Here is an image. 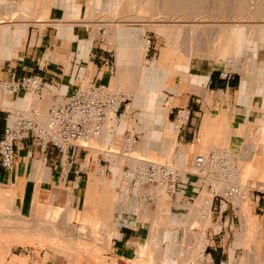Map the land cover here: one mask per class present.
Returning a JSON list of instances; mask_svg holds the SVG:
<instances>
[{"label":"crops","instance_id":"obj_1","mask_svg":"<svg viewBox=\"0 0 264 264\" xmlns=\"http://www.w3.org/2000/svg\"><path fill=\"white\" fill-rule=\"evenodd\" d=\"M22 3L19 2V5ZM33 9L27 4L17 7V10L11 8L0 12V78L14 81L23 76L38 75L44 80V90L40 95L25 90L0 92V140L4 128L18 114L35 111L43 121L53 106L65 104L75 92L89 86L126 92L127 101L122 111L120 109L110 116L105 126V140H100V135L88 141L86 147H80L81 142H75L68 148L64 166L59 164L61 156L54 148L44 150L30 136L19 141L13 167L10 170L0 168V207L5 208L7 221L18 223L32 215L44 217L50 205L55 206L64 200L70 208L78 206L81 192L87 189L94 177L97 179V168L103 163L105 166L112 164V156L104 154L103 146L109 148L107 152L119 155L118 167L126 166L122 153L118 151L123 149L119 138L121 134L128 135L129 131L134 138H138L137 158L159 160L184 172L176 191L186 198L200 188L199 181L188 172L196 156L206 157L213 153L210 151L214 147L224 146L236 151L238 161L250 158L258 165L259 157H264L255 151V144L259 142L258 137L264 127V66L257 67L255 60L244 63L239 69L243 70V74L235 76L228 87L218 79L217 72L222 68V62L215 63V57L188 61L180 55L174 57L164 52L148 71H144L140 65L147 48L144 45L142 54H139L137 47L130 45V41L137 38L135 32L117 31L112 36L114 46L108 43L107 38H97V31L91 28L92 21L84 18L85 13L90 14L82 8L79 0H35ZM23 11L29 15L22 14ZM18 14L24 18L15 19ZM109 66L115 68L113 75L108 73ZM138 70L145 73L144 78L138 77ZM220 88H224L223 94L219 93ZM128 105L130 107L127 108ZM181 108H188L198 118L190 128L177 132L171 118L173 112ZM128 153L132 157L133 152ZM223 154L226 157V153ZM171 157L173 160L169 162ZM255 168L257 170L252 173H261L259 166ZM66 170L70 171L67 177ZM99 179L102 177L99 176ZM75 180H78L77 188L73 185ZM126 185L130 187L129 183ZM140 186L137 184V188ZM255 191L262 193L264 200V190ZM166 195L157 199L160 206L157 211L162 214L161 202L168 205L169 194ZM204 199V205L210 202L211 208L210 198L205 196ZM139 200L137 192L132 199L127 197L124 203L127 202L131 214L150 220L153 214L148 217L149 214H141L138 210ZM112 204L107 210L115 213L109 228L110 233L114 230L115 233L109 253L115 258L129 259L134 257L138 246L146 242L149 232L145 228L130 226L117 229L120 213L114 207L117 203ZM245 217L256 222L259 230L257 216L250 212ZM40 221L48 222L44 218ZM191 221V218L186 219L188 223ZM206 221L211 228L208 217ZM262 222L264 226V219ZM151 231L145 247L138 248V252L158 241L159 236ZM55 235L50 234L51 237H58ZM204 241L202 254L207 244L205 235ZM219 248L212 242L209 254L213 264H224L226 259L227 264H231V255L227 254L224 259ZM46 254L47 259L42 264H58L53 252Z\"/></svg>","mask_w":264,"mask_h":264},{"label":"rangeland","instance_id":"obj_2","mask_svg":"<svg viewBox=\"0 0 264 264\" xmlns=\"http://www.w3.org/2000/svg\"><path fill=\"white\" fill-rule=\"evenodd\" d=\"M9 1L29 2V0ZM79 1L82 8L88 10L87 13L90 14L88 16L85 13L84 18L86 21H92L91 28L97 31V38H107L108 43L114 46L112 34L115 28L119 32H135L137 38L130 41V45L134 44L139 54H142L143 46H147L146 41H150V48L146 47L145 59L140 65L144 71H148L151 64L162 57L164 52L174 57L180 55L188 61H202L215 57V63L227 60L231 61V64L235 63L236 60L231 55L217 57L219 50L214 44L228 40L232 41L240 51L238 59L240 64L255 60L254 64L257 67L264 66V0H184L185 3L188 2L183 7L179 6L183 0H114L115 7H112L115 4L113 0ZM25 12L23 11L22 14ZM22 18L24 16L20 14L15 16V19ZM236 31H242L243 34H236ZM254 36L259 37L254 42L250 41L255 47V53L250 56L245 52L242 56L244 45H249L246 40ZM230 68L234 77L243 74V70L235 69L233 66ZM262 69L264 70V67ZM137 74L139 78L145 77V73L142 74L139 70ZM197 118L190 110V116L183 128H190ZM171 120L174 126L176 111L173 112ZM127 133L128 135L121 134L119 138L122 140L123 149L118 151L122 153L123 158H125L123 155H129L125 145L129 143L126 141L127 138H134L131 131ZM135 139L131 155L137 159L138 138ZM258 140L255 151L261 156L264 155V127ZM174 146H177L176 143ZM102 148L105 155L112 156V164L105 166L103 163L97 168L96 172L99 175L96 176L97 179L94 177L87 189L81 192L78 206L70 208L66 206L64 200L56 203L55 206L50 205L44 217L32 215L18 223L7 221L4 217L5 208L0 207V264H42L47 259L46 253L49 251L53 252L55 259L58 258V264H166L168 261L169 264H198L196 257L199 236L202 233L207 243L202 256L205 260L208 258L211 260L203 264L214 262L209 254L212 242L220 246V255L224 256V259L227 258V254L231 255L232 261L229 262L231 264H264L262 222L264 200L261 198L263 194L255 191L264 190L262 184L264 157L262 159L259 157L258 165L250 158L235 161L236 151L224 146L214 147L210 152L221 157L226 153V164L208 168L204 176L192 175L199 181L200 188L190 193L187 198L180 191L168 193V205L162 208L164 210L162 214L157 211L159 206L157 199L163 193L167 196L166 191L161 189L163 192L160 193V189L146 185L137 188V183L129 177L132 167L123 165L118 167L119 155L107 152L109 148L107 149L106 146ZM136 159L133 160L136 162ZM144 160L165 164L159 160ZM170 166L178 169L177 166ZM256 166H259L258 171L261 173L257 171L252 173L257 170ZM188 172L193 173V167H190ZM99 176L102 179H99ZM126 183H129V188ZM233 185L237 189L242 188L247 191L251 213L260 221L259 230L256 222H251L242 212L244 200L224 195L225 188ZM137 192L140 199L137 204L138 210L141 214L152 216L150 220L138 214H131L127 202L124 203L127 197L132 199L133 194L137 195ZM147 195L153 199L146 201L144 196ZM205 196L211 200L208 216L211 228L205 227L207 224L203 202ZM114 202L117 203L114 205L116 211L120 213L119 221L116 223L117 229L120 226L145 228L149 232L148 239L152 229L154 235L159 236L155 245L142 248L139 253L137 249L145 247L148 242L146 239L145 244H141L135 250L134 257L131 256L129 259L115 258L109 253L111 239L115 233V230L110 233V219L115 213L108 212L107 209ZM146 205L149 208L147 210ZM43 218L48 222L40 221ZM188 218L193 221L186 222ZM36 219L37 221H34ZM67 223L72 226V230ZM52 233L58 237H51ZM183 252H186L183 256L179 255ZM223 263L227 264L228 260H224Z\"/></svg>","mask_w":264,"mask_h":264},{"label":"built area","instance_id":"obj_3","mask_svg":"<svg viewBox=\"0 0 264 264\" xmlns=\"http://www.w3.org/2000/svg\"><path fill=\"white\" fill-rule=\"evenodd\" d=\"M147 48L150 41L147 40ZM217 72L218 79L228 87L233 80L234 73L231 66L222 64ZM108 73L113 75L115 68L109 66ZM20 90L30 91L40 95L44 90V80L38 75L23 76L14 81L0 78V92L9 91L18 93ZM220 91L225 92L224 88ZM127 96L123 91H109L104 86H89L75 92L63 105H55L50 110L45 120L41 121L37 112L31 114H18L8 124L0 140V168L10 170L13 167V158L16 144L23 138L30 136L39 142L42 149L54 148L61 156L59 164L64 166L68 159V148L75 142H82L80 147H86V142L98 138L102 133L111 115L117 113L126 103ZM186 113L187 120L179 128L182 129L190 116L188 108L176 110V121L181 114ZM127 142H136L135 138H127ZM210 153L206 157L198 155L194 158L192 167L195 176H204L208 168L226 164L227 157ZM137 163L130 173V178L135 183H141L154 189L166 188L167 193L173 194L180 182L177 169L164 164L137 158ZM70 174L65 171V176ZM79 178V177H78ZM74 187H78L75 180ZM147 201L152 200L150 196H144Z\"/></svg>","mask_w":264,"mask_h":264},{"label":"bare ground","instance_id":"obj_4","mask_svg":"<svg viewBox=\"0 0 264 264\" xmlns=\"http://www.w3.org/2000/svg\"><path fill=\"white\" fill-rule=\"evenodd\" d=\"M42 2V1H41ZM113 2H114V0H113ZM116 2V1H115ZM114 2V3H115ZM120 2V1H119ZM180 2H182V1H180ZM188 2V1H187ZM186 2V3H187ZM185 2H184V0H183V3H180L179 4V6H185V4H186ZM24 4V5H23ZM28 4V7L31 9V10H34L33 8H34V5H35V0H29V2L28 1H24L21 5H19V3H17V2H12V1H9V0H0V10H2V12H5L6 10H10L11 8H16V10H17V7H23V6H26V5ZM113 4V3H112ZM120 4V3H119ZM118 4V5H119ZM115 5H116V3L114 4V5H112V7H115ZM120 6V5H119ZM29 13V12H28ZM0 18H2V17H0ZM222 30V29H221ZM117 28H115V30L113 31V34H112V36H115L116 35V33H117ZM218 32V31H217ZM242 31H236L235 33L236 34H240ZM248 32V31H247ZM222 33H223V31H222ZM250 33V32H249ZM219 34H221V31L219 30ZM241 34H243V33H241ZM259 39V37L257 38V36L255 37H253L252 39H248V40H246L247 41V43L249 42V45L247 44V46H245L244 45V49H243V52L241 53V55L243 56V54H245V52H247L250 56H252L255 52H254V50H255V47H253V45L251 44V40H252V42H254L255 40H258ZM245 41V40H244ZM115 42H116V40H115ZM217 42V41H216ZM215 42V43H216ZM244 43H246V42H244ZM243 43V44H244ZM147 44V43H146ZM190 44V43H189ZM215 46H216V48H217V50H219V57H224L225 55H231L236 61H235V63H232L231 64V61H229V60H227V61H224V62H222V64H224L225 66H233V67H235V69H241V68H243V65L242 64H240L239 63V61H238V59L240 58L239 57V54H240V51L238 50V48L237 47H235V45L233 44V42L232 41H230V40H228V41H226V42H220L219 41V43H217V44H214ZM214 46V47H215ZM147 47V46H146ZM145 47V48H146ZM253 47V48H252ZM217 53H218V51H217ZM247 54V55H248ZM240 55V56H241ZM247 55L245 56V57H247ZM191 56H192V54H191ZM178 62H179V60H178ZM220 94H223V92L222 91H220L219 92ZM186 120H187V115H186V113H183V114H181V116L178 118V120H177V122H175V129L177 130V132L178 131H180V127L186 122ZM106 126V125H105ZM103 133H101L100 135V140H105V133H106V129H105V127H104V129H103V131H102ZM96 139V138H95ZM126 145V148H127V150H128V152L130 151V152H132L131 150H132V147L134 146V144H133V141H130L129 143H126L125 144ZM173 155V154H172ZM121 157V156H120ZM124 157L125 158H123V162H124V164H126V166H129V167H132V169H131V171L134 169V167H135V163H137V160H136V162H135V160H133V158L132 157H130L129 155H124ZM232 159V158H231ZM236 159V160H235ZM144 160V159H143ZM173 160V157H171V158H169V162H171ZM234 160L235 161H238V158H237V156L235 155V157H234ZM123 164V163H122ZM164 165H167V164H164ZM231 165V164H230ZM233 165V164H232ZM125 166V167H126ZM167 166H170V165H167ZM234 167V166H233ZM177 171H178V173H179V175H181V174H184V172L181 170V169H177ZM193 172H194V169H193ZM131 172H129V174H130ZM130 177V176H129ZM263 182H262V184L264 185V176H263ZM138 185H142V186H145V185H143V184H141V183H137ZM226 186V185H225ZM163 190H165L164 188H162ZM226 191H225V196L226 197H232V198H241V199H243L244 201H243V204H242V212L245 214V215H247L248 216V214H250V212H251V207H250V205H249V203H248V198H247V191L246 190H242V188H240L241 190H242V192H241V190L240 189H237V187L236 186H227L226 188ZM163 190H159L160 191V193L161 192H163ZM240 190V191H239ZM165 193H167V192H165ZM168 194V193H167ZM162 196L164 197L165 195H164V193L162 194ZM164 199V198H163ZM209 201V200H208ZM166 202V201H165ZM142 205V204H141ZM147 206V205H146ZM165 207V205H164V202L162 201L161 202V211H163L164 212V210H162V208H164ZM141 208V207H140ZM142 209H144V207L142 208ZM209 209H210V202H207L206 203V206H205V213H206V216L208 217V214H209ZM146 210H147V208H146ZM146 212V211H145ZM144 212V213H145ZM206 223L207 224H205L206 226V228H209L210 226H209V223H208V221H206ZM65 226V225H64ZM68 228V227H67ZM153 239V238H152ZM155 244V243H154ZM204 245H205V241H204V235L203 234H201L200 236H199V245H198V256L196 257V262L198 263V264H203V263H209L211 260L208 258L207 260H205V258L202 256V253H201V251L203 250V247H204ZM132 246V245H131ZM205 251V250H204ZM190 252H192V251H190Z\"/></svg>","mask_w":264,"mask_h":264}]
</instances>
